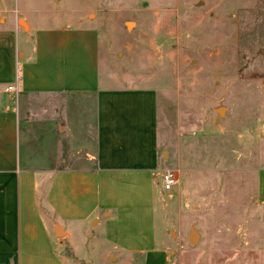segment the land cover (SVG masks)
Listing matches in <instances>:
<instances>
[{
	"label": "rangeland",
	"instance_id": "374dc122",
	"mask_svg": "<svg viewBox=\"0 0 264 264\" xmlns=\"http://www.w3.org/2000/svg\"><path fill=\"white\" fill-rule=\"evenodd\" d=\"M0 8L25 31L93 27L100 86L153 99L156 174L178 175L172 191L156 178L152 187L167 264H264L255 179L264 168V0H0ZM74 242L87 263L65 252L73 264L116 260Z\"/></svg>",
	"mask_w": 264,
	"mask_h": 264
},
{
	"label": "crops",
	"instance_id": "0c3cea01",
	"mask_svg": "<svg viewBox=\"0 0 264 264\" xmlns=\"http://www.w3.org/2000/svg\"><path fill=\"white\" fill-rule=\"evenodd\" d=\"M0 13V264L87 263L78 237L104 263L167 264L153 99L100 86L93 27L25 31ZM255 179L264 191V168Z\"/></svg>",
	"mask_w": 264,
	"mask_h": 264
},
{
	"label": "built area",
	"instance_id": "2783aa9c",
	"mask_svg": "<svg viewBox=\"0 0 264 264\" xmlns=\"http://www.w3.org/2000/svg\"><path fill=\"white\" fill-rule=\"evenodd\" d=\"M8 90H12V87H8ZM159 181L163 192L172 191L178 183V175L173 170H163L159 173Z\"/></svg>",
	"mask_w": 264,
	"mask_h": 264
},
{
	"label": "water",
	"instance_id": "95a60500",
	"mask_svg": "<svg viewBox=\"0 0 264 264\" xmlns=\"http://www.w3.org/2000/svg\"><path fill=\"white\" fill-rule=\"evenodd\" d=\"M126 27H127V29H129L130 28V24L127 23ZM217 113H218L219 117H222L223 109H218ZM195 237L196 236L193 233H191V235H190V243H195V239H196Z\"/></svg>",
	"mask_w": 264,
	"mask_h": 264
}]
</instances>
